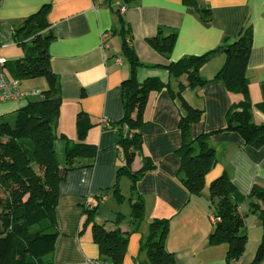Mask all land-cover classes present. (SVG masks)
<instances>
[{
  "label": "crops",
  "instance_id": "1",
  "mask_svg": "<svg viewBox=\"0 0 264 264\" xmlns=\"http://www.w3.org/2000/svg\"><path fill=\"white\" fill-rule=\"evenodd\" d=\"M194 1L138 0L126 4L123 0H0V58L8 60V52H24L14 40V32L43 6L49 5L48 21L55 40L49 46L50 67L58 77L62 105L58 132L69 141H77L76 120L80 112L86 114L92 127L86 143L95 146L94 164L67 174L59 185V204L56 220L59 237L56 242L54 264H82L85 259L99 258V248L93 242L91 224H85V209L96 208L95 222L115 229L121 214L120 227L130 229L132 200L131 179L123 176L119 189L124 200L119 202L113 190L117 172L123 167V153L119 133L103 128L101 122L120 121L125 114L124 82L131 76L132 67L123 54V35L118 10L129 27V38L142 66L136 78L143 83L159 78L179 90L180 80L172 78L164 68L189 56L204 55L226 40L234 39L243 28H251L253 45L247 67L249 98L253 104L264 102V0H197L211 9V20L203 21ZM160 26L176 29L178 38L169 59L159 54L148 42L156 36ZM110 34L109 49L102 48L101 36ZM21 57V58H22ZM20 59V58H18ZM121 59L119 64L117 60ZM17 60V59H16ZM226 62L222 55L208 64L200 74L212 80ZM182 96L195 109L204 112L201 121L192 125L194 139L207 136L216 152V165L205 176L201 195L190 194L180 183L182 159L178 150L182 145L179 104L168 89L151 93L143 114L140 132L143 150L135 156L132 172L141 171L144 157L155 168L137 183L136 194L145 205L143 223L130 236L123 259L119 264H150L147 251L141 244L148 237L155 220H169L165 249L173 254L172 264H254L264 237V226L252 208L255 201L249 196L255 187L264 189V147L256 150L243 138L222 131L233 96L220 81H212L201 88H185ZM8 103V104H7ZM0 114L18 110L22 102H7ZM255 120L264 122V115L256 112ZM67 141L57 139L55 152L61 162L67 152ZM226 173L239 194L246 199L239 210L244 218L247 240L239 261L228 257V245L211 242L215 225L211 221L213 208L209 187ZM262 205V201H257ZM256 203V201H255ZM264 206L262 205V208ZM260 264H264V259Z\"/></svg>",
  "mask_w": 264,
  "mask_h": 264
},
{
  "label": "trees",
  "instance_id": "2",
  "mask_svg": "<svg viewBox=\"0 0 264 264\" xmlns=\"http://www.w3.org/2000/svg\"><path fill=\"white\" fill-rule=\"evenodd\" d=\"M126 4L138 0H123ZM193 0H185L192 2ZM194 5L203 21L211 20V9L195 0ZM121 9V8H120ZM118 10L123 35V54L132 67L131 76L124 82L125 114L120 121L111 122L107 129L119 133V146L123 153V167L117 172L113 190L117 200L124 195L119 189L123 176L131 179L132 200L130 229L120 227L121 214L117 217L116 228L107 229L95 222L96 208L85 209L86 222L91 224L93 242L98 246L103 260L119 264L123 259L132 233L137 232L144 220L143 198L136 194L137 183L155 168L149 157H144L141 171L132 172L135 156L143 150L140 132L144 125L143 114L153 92L168 89L179 104L181 113L180 130L182 145L178 154L182 159L179 181L192 195H201L205 189V176L216 165L215 149L210 147L207 136L194 139L192 125L201 121L204 112L190 106L182 96L185 88H201L212 81L222 82L233 96L240 100L233 103L227 114V124L222 131L239 134L245 144L256 150L264 147V122L255 120L256 112L264 115V102L253 104L249 98V84L246 76L253 45L251 28H243L234 39H228L218 48L200 56H189L164 68L172 78L180 80L179 90L173 91L170 84L159 78H149L139 83L136 70L142 66L131 47L129 27ZM49 5L43 6L28 18L23 26L14 32V40L24 56L4 65L11 78L22 80L43 78L48 89L39 98L22 102L23 105L11 112L10 118L0 119V264H54L59 231L56 209L59 204V185L67 174L78 168L92 167L97 149L86 143L92 123L80 112L76 120L77 141L72 142L58 132L62 105L58 77L50 67L49 46L55 40L48 21ZM176 29L160 26L156 36L149 38V44L162 56L169 59L177 42ZM225 55L226 62L212 80L200 74L201 69L215 58ZM63 139L68 147L61 162L55 152V141ZM252 210L258 214L264 226V189L255 187L249 196ZM246 198L238 193L230 177L224 173L209 187V200L213 214L220 219L211 235V242L228 245V257L239 261L246 244L244 216L239 207ZM257 201H262L260 205ZM169 220H155L150 225L148 237L141 244L147 251L150 264H172L173 254L165 249ZM264 259V237L259 246L254 264ZM147 264V263H146Z\"/></svg>",
  "mask_w": 264,
  "mask_h": 264
},
{
  "label": "built area",
  "instance_id": "3",
  "mask_svg": "<svg viewBox=\"0 0 264 264\" xmlns=\"http://www.w3.org/2000/svg\"><path fill=\"white\" fill-rule=\"evenodd\" d=\"M121 13L124 14L126 12V7H121ZM110 34L105 33L101 36L102 48L109 49V41ZM122 60L118 59L117 63H121ZM6 63L5 59L0 58V104L7 102H25L29 99L39 98L43 95L42 91L39 89L29 90L23 89L22 83L18 79L11 78L9 74L6 72L4 65ZM103 128H109L111 126V122L107 119H103L101 122ZM211 221L213 225H216L220 222V219L215 215L211 216ZM82 264H115L101 258H87L84 260Z\"/></svg>",
  "mask_w": 264,
  "mask_h": 264
},
{
  "label": "rangeland",
  "instance_id": "4",
  "mask_svg": "<svg viewBox=\"0 0 264 264\" xmlns=\"http://www.w3.org/2000/svg\"><path fill=\"white\" fill-rule=\"evenodd\" d=\"M21 57L22 54H17L15 51L8 52L7 54L8 61H15L16 59ZM22 87L23 89H29V90L39 89L41 91H45L48 89V84L43 78L29 79V80H22ZM7 104H0V111L5 110L6 108L3 107H8ZM8 118H10L9 113L0 114V119H8Z\"/></svg>",
  "mask_w": 264,
  "mask_h": 264
}]
</instances>
